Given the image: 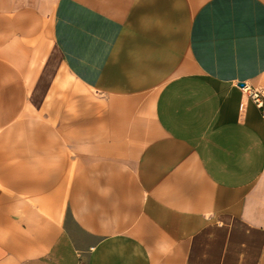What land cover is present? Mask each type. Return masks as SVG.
I'll return each mask as SVG.
<instances>
[{
	"label": "crops",
	"instance_id": "1",
	"mask_svg": "<svg viewBox=\"0 0 264 264\" xmlns=\"http://www.w3.org/2000/svg\"><path fill=\"white\" fill-rule=\"evenodd\" d=\"M254 91L264 0H0V264H264Z\"/></svg>",
	"mask_w": 264,
	"mask_h": 264
},
{
	"label": "built area",
	"instance_id": "2",
	"mask_svg": "<svg viewBox=\"0 0 264 264\" xmlns=\"http://www.w3.org/2000/svg\"><path fill=\"white\" fill-rule=\"evenodd\" d=\"M251 96L252 98H254V100L262 105L263 104V101H264V92L262 91H254V92H251ZM79 264H83V263H79Z\"/></svg>",
	"mask_w": 264,
	"mask_h": 264
},
{
	"label": "water",
	"instance_id": "3",
	"mask_svg": "<svg viewBox=\"0 0 264 264\" xmlns=\"http://www.w3.org/2000/svg\"><path fill=\"white\" fill-rule=\"evenodd\" d=\"M239 85H240V86H244L245 84H244L243 82H240Z\"/></svg>",
	"mask_w": 264,
	"mask_h": 264
}]
</instances>
